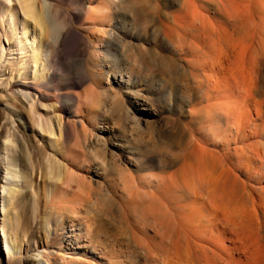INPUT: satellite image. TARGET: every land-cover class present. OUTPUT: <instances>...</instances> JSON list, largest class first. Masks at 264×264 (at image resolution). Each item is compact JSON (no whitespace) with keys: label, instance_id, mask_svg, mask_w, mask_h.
Wrapping results in <instances>:
<instances>
[{"label":"bare ground","instance_id":"bare-ground-1","mask_svg":"<svg viewBox=\"0 0 264 264\" xmlns=\"http://www.w3.org/2000/svg\"><path fill=\"white\" fill-rule=\"evenodd\" d=\"M174 3L171 12L155 7L154 14L142 17L131 14L129 19L123 16L118 24L125 31L129 29L124 32L128 39L125 43L136 50L140 46L142 50L144 43L138 29L147 33L155 17L159 31L185 67L188 78L180 75L181 79L196 84L201 93L199 102L192 101L188 114L182 113L178 120L181 128L176 145L166 142L168 145L161 146L151 157L144 153L147 148L134 149L128 140L117 139L109 122H104L99 125L100 135L93 142L83 141L84 148L78 147L83 150L81 155L66 153L87 174L88 188L94 185L122 207L119 203V207L112 208L114 202L110 205V201L101 210L112 217L113 228L102 221L93 222L88 214L78 218L79 225H74L72 219L56 221L53 251L36 244L30 249V240L35 238L31 224L12 210L21 204L20 199L27 192L26 184L37 174L38 166L33 162L27 173L20 166L24 158L22 150L5 151L0 159V249L4 250L6 263L0 257V264H24L22 254L26 253L29 254L25 264H52L50 255L59 264L82 261L81 264H90V258L111 264L104 260L107 248L111 247L109 255H122L123 234L129 235L130 245L135 244L136 250L128 246L132 254L149 259L159 257L162 264H264V0H175ZM44 20L40 18V24L48 23L47 28L53 30L49 20ZM98 22L110 25L112 20L103 14ZM74 36L70 28L59 34L50 52L53 63ZM100 38L89 36L85 44L92 46ZM33 43L34 39L27 41L29 45ZM167 64L164 57H158L150 66L138 63V69L125 70L124 74L121 73L124 70H113L110 63L104 67L107 73L117 77L115 83L135 99L133 104L139 106L135 107L139 115L148 118L154 114L136 97L141 96L142 81L152 76L154 70L168 79L175 78ZM128 82L131 84L126 88ZM141 122L136 120L135 125L140 127ZM62 135L51 142L54 148L64 152L61 149L66 139ZM106 138L115 140L113 149L96 150L97 143L105 146ZM150 164L156 172H149ZM59 168L60 185H55L54 196L64 187L71 189L70 181L77 173L74 167L59 164ZM114 174L129 181H125L128 185H123L122 191H110L106 181ZM140 189L145 190V196H139ZM134 193L140 197L135 205L138 220L131 214L129 217L126 211L128 204L134 205ZM69 213L75 215L73 209ZM108 217L103 219L109 221ZM107 235L115 244L107 245ZM95 248L97 252L91 251Z\"/></svg>","mask_w":264,"mask_h":264},{"label":"rangeland","instance_id":"rangeland-1","mask_svg":"<svg viewBox=\"0 0 264 264\" xmlns=\"http://www.w3.org/2000/svg\"><path fill=\"white\" fill-rule=\"evenodd\" d=\"M115 1L112 4L107 0H0V159L4 157L5 151L22 150L24 158L20 166L27 173H30L33 162L38 166L37 174L26 184L27 192L23 199H20L21 204L12 209L20 219L26 218L31 224L35 238L30 240L31 243L29 242L30 249L36 244L38 247H49V250L53 251L54 246L51 244L53 230L56 221L59 220L72 219L74 225H79L78 218L90 215L93 222L102 221L111 228L115 225L111 220L112 217L101 211L106 206L105 203L111 201V205L114 201L109 200L103 195L104 191L96 189L94 185L91 184L92 188H88L87 174L75 166L66 153L81 155L83 150L79 148L82 146L84 148L83 144L93 142L96 135H100L99 125L109 122L110 127L112 126L111 128L116 132L117 139L128 140L130 147L134 149L147 148L143 152L154 157L156 150L161 146L176 145L178 128H181L178 125L181 114L187 115L190 103L200 100L201 93L196 84L181 79L180 75L188 78L185 67L174 52L173 46L159 31L155 17L149 24L147 33H143L140 27L138 29L139 38L144 43L142 50L139 49L140 46L136 50V47L125 43L128 39L124 37V32L129 29L125 31L118 24L123 16L129 19L132 17L131 14L140 17L151 15V12L154 14L155 7L171 12L175 9V0ZM81 7L83 10L80 9ZM103 14L111 17L110 25H101L98 22V17ZM40 18L45 19L44 21L48 19L53 30L47 28L48 23L42 26L39 22ZM138 19L139 17L137 22ZM68 28L75 35L76 39L72 38L75 44L72 39V43L68 41L64 49H61L56 63H53L50 60V52L59 34ZM25 32L29 34L26 35ZM89 36L102 38L92 45L94 49L85 44V38ZM32 39H34L33 45L27 44V41ZM76 44H80V48ZM158 57L165 58L175 78L168 79L157 70H154L156 72H153L152 76L144 78L141 96L136 98L143 105L146 104L154 114L146 118L139 115L135 109L139 106L133 104L135 99L131 94L126 93L125 88L115 83L117 77L107 73L104 65L110 63L113 70H124L121 71L124 74L125 70L138 69L136 65L138 63H146L150 66L152 60ZM126 75L132 78L131 74ZM123 77L124 80L127 79L126 76ZM128 84L131 83L128 82L126 88ZM134 118L139 122L149 119V122H141L140 127H137ZM59 132L61 135H69L68 138L65 135L63 137V140L66 139L61 149L65 150L64 152L54 148L51 142L57 138ZM114 141L106 138L103 141L105 146L102 143L98 146L97 143L96 150L105 148L111 151ZM65 145H68V148ZM149 150L153 153L148 152ZM87 156L91 159L90 154ZM59 164L74 167L77 173L70 181L72 188L64 187L59 195L54 196L52 193L55 185H60L57 180L60 172ZM129 168L132 172H137L132 167ZM154 168L150 164L149 170L152 171L149 172H156ZM120 176L114 174L107 179L110 191H122L123 185H128L126 182L129 181ZM79 185L80 187L77 188ZM144 189L139 190V196H145ZM136 196L138 195L133 198L134 205L128 204L126 211L129 217L132 215L138 220L139 212L135 214V211L136 213L138 211L135 205L140 197L138 196L137 201ZM119 203V201L114 202L112 208L119 207L121 205ZM70 209L74 210L75 215H70ZM103 216L108 217L109 221L103 219ZM125 235L120 237L123 246L122 255L118 257L109 255L111 247H108V255L104 260L111 264H162L159 262V257L149 259L141 254H132L128 246L136 250L135 244L130 245V237ZM124 236L128 238L125 239ZM106 240L107 245L115 244L108 235ZM97 250L95 248L91 251L97 252ZM28 254H22L24 264ZM51 256L50 262L59 264L55 263L54 257ZM0 257L6 263L3 248L0 249ZM90 260L91 263L94 262L93 264H105V261L94 258Z\"/></svg>","mask_w":264,"mask_h":264}]
</instances>
